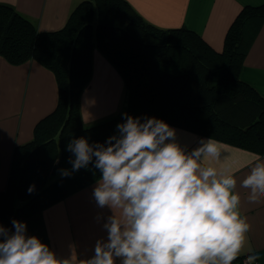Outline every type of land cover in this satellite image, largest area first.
Here are the masks:
<instances>
[{
	"label": "trees",
	"instance_id": "obj_1",
	"mask_svg": "<svg viewBox=\"0 0 264 264\" xmlns=\"http://www.w3.org/2000/svg\"><path fill=\"white\" fill-rule=\"evenodd\" d=\"M264 24V3L246 5L230 23L222 49L193 28L161 27L128 0H81L65 24L41 30L9 3L0 2V55L12 64L37 60L58 86L56 106L33 136L13 148L7 184L0 191V225L43 211L97 181L93 165L72 169L67 144L84 137L103 144L128 113L264 154V95L241 74L246 51ZM99 49L118 68L125 86L120 115L86 122L81 94ZM119 122V123H118ZM35 190L29 193L30 186Z\"/></svg>",
	"mask_w": 264,
	"mask_h": 264
},
{
	"label": "clouds",
	"instance_id": "obj_2",
	"mask_svg": "<svg viewBox=\"0 0 264 264\" xmlns=\"http://www.w3.org/2000/svg\"><path fill=\"white\" fill-rule=\"evenodd\" d=\"M122 120L103 144L84 137L67 144L74 159L62 175L93 165L101 173L94 199L113 213L103 225L107 240L97 241L86 264H233L250 226L240 212L239 170L221 159L226 145L208 138L189 151L162 119L124 113ZM252 164L241 187L250 190L249 203H260L264 159L257 156ZM11 225L14 231L0 225V264H75L29 236L27 222ZM259 259L250 253L244 264Z\"/></svg>",
	"mask_w": 264,
	"mask_h": 264
},
{
	"label": "crops",
	"instance_id": "obj_3",
	"mask_svg": "<svg viewBox=\"0 0 264 264\" xmlns=\"http://www.w3.org/2000/svg\"><path fill=\"white\" fill-rule=\"evenodd\" d=\"M80 1L0 0L25 14L41 30L61 28ZM128 1L147 20L166 28L186 25L200 32L216 49H222L226 31L241 8L264 3V0ZM93 55L103 60L99 64L105 62V57L96 47ZM240 74L264 95V24L246 51ZM92 81L81 94L83 119L91 122L117 115L116 112L107 111L112 94L107 93L108 89L101 90V82ZM57 98V81L51 70L34 59L12 64L0 55V191L7 184L14 146L33 136L36 123L56 106ZM123 106L124 103L121 111ZM101 109L103 111L100 113ZM170 126L177 132V142L189 151L200 146L202 139L211 138L178 126ZM214 140L227 147V152L222 154L221 159H226L233 169L239 170L236 175V191L241 196L240 212L250 226L241 256L233 264H239L241 258L250 253H258L260 259L256 264H264V201L249 203L247 197L250 190L241 187L254 166L252 162L257 156L264 159V154ZM214 166L221 167L220 164ZM97 181L24 219L22 222H27V234L35 235L48 244L59 259L86 264L94 256L97 241L107 240L108 234L103 225L113 215L111 209L98 207L94 199ZM117 264H120L119 260Z\"/></svg>",
	"mask_w": 264,
	"mask_h": 264
},
{
	"label": "rangeland",
	"instance_id": "obj_4",
	"mask_svg": "<svg viewBox=\"0 0 264 264\" xmlns=\"http://www.w3.org/2000/svg\"><path fill=\"white\" fill-rule=\"evenodd\" d=\"M102 55L105 57V62L101 64H99V61L103 60L95 58V55H93V70L89 83L91 80L97 83L101 82L99 84L101 90L108 89L107 93L112 95L109 99L110 107H108L107 111L116 112L117 116H119L126 94L125 82L115 64L105 54L102 53ZM102 111L103 109L99 112L101 113Z\"/></svg>",
	"mask_w": 264,
	"mask_h": 264
},
{
	"label": "built area",
	"instance_id": "obj_5",
	"mask_svg": "<svg viewBox=\"0 0 264 264\" xmlns=\"http://www.w3.org/2000/svg\"><path fill=\"white\" fill-rule=\"evenodd\" d=\"M246 259V256H243L239 262V264H244V260Z\"/></svg>",
	"mask_w": 264,
	"mask_h": 264
}]
</instances>
